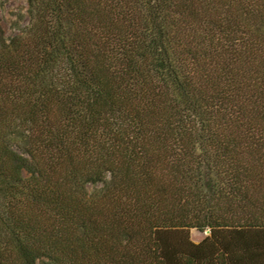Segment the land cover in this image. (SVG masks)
Returning a JSON list of instances; mask_svg holds the SVG:
<instances>
[{
    "label": "trees",
    "instance_id": "trees-1",
    "mask_svg": "<svg viewBox=\"0 0 264 264\" xmlns=\"http://www.w3.org/2000/svg\"><path fill=\"white\" fill-rule=\"evenodd\" d=\"M24 1L0 264H264V0Z\"/></svg>",
    "mask_w": 264,
    "mask_h": 264
},
{
    "label": "rangeland",
    "instance_id": "rangeland-1",
    "mask_svg": "<svg viewBox=\"0 0 264 264\" xmlns=\"http://www.w3.org/2000/svg\"><path fill=\"white\" fill-rule=\"evenodd\" d=\"M27 3L24 0H0V22L7 36L14 35L18 30V24H26L27 18L21 21L22 16H26ZM91 190L92 187H89ZM207 233L192 231V239L199 242Z\"/></svg>",
    "mask_w": 264,
    "mask_h": 264
},
{
    "label": "crops",
    "instance_id": "crops-1",
    "mask_svg": "<svg viewBox=\"0 0 264 264\" xmlns=\"http://www.w3.org/2000/svg\"><path fill=\"white\" fill-rule=\"evenodd\" d=\"M242 264H248V262L247 261H243Z\"/></svg>",
    "mask_w": 264,
    "mask_h": 264
},
{
    "label": "water",
    "instance_id": "water-1",
    "mask_svg": "<svg viewBox=\"0 0 264 264\" xmlns=\"http://www.w3.org/2000/svg\"><path fill=\"white\" fill-rule=\"evenodd\" d=\"M206 233H207V234H209V233H210V231L208 230Z\"/></svg>",
    "mask_w": 264,
    "mask_h": 264
}]
</instances>
